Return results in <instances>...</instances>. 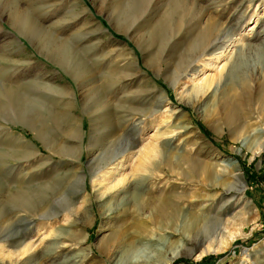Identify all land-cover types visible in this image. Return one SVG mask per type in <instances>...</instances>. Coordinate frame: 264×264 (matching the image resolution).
<instances>
[{
    "label": "rangeland",
    "instance_id": "obj_1",
    "mask_svg": "<svg viewBox=\"0 0 264 264\" xmlns=\"http://www.w3.org/2000/svg\"><path fill=\"white\" fill-rule=\"evenodd\" d=\"M262 97L264 0H0V264H264Z\"/></svg>",
    "mask_w": 264,
    "mask_h": 264
},
{
    "label": "bare ground",
    "instance_id": "obj_2",
    "mask_svg": "<svg viewBox=\"0 0 264 264\" xmlns=\"http://www.w3.org/2000/svg\"><path fill=\"white\" fill-rule=\"evenodd\" d=\"M21 16V15H20ZM25 18V17H24ZM15 20V19H14ZM17 20V19H16ZM18 21H22V19H18ZM99 24V23H98ZM20 25V24H19ZM22 25V24H21ZM104 30V29H102ZM206 34V32H205ZM237 38V37H236ZM219 39V40H218ZM216 40L220 41V38H216ZM222 42V41H221ZM210 46V45H209ZM209 50V49H207ZM134 60V64L137 65V61H135V59H132ZM193 63V62H192ZM189 66V65H187ZM138 67V66H136ZM192 75L193 74H196V72H193L191 73ZM192 77V76H191ZM232 78H235L236 80H238L237 78V75H233ZM239 81V80H238ZM208 85V84H207ZM261 99H264L263 97ZM225 100V99H224ZM226 101V100H225ZM222 107V106H221ZM80 134V133H79ZM118 139H116L117 141ZM115 143V141H114ZM154 145L153 146H145V147H142L141 149L138 150V153L141 155H144V158L145 156L147 155V153H154ZM152 155V154H151ZM150 155V156H151ZM152 157V156H151ZM234 176V182L231 183L230 185L226 186V188H224L225 190L224 191H227V192H231V188H237L238 189V192H239V195L242 197L244 195V188H245V183L242 179V176L240 175V173L236 172L233 174ZM80 176V175H79ZM81 179V176L79 177ZM83 180V179H82ZM81 180V181H82ZM83 183V181H82ZM224 185V184H223ZM223 188V187H222ZM65 191V190H64ZM236 193V192H235ZM237 194V193H236ZM225 195V193H224ZM228 197V196H227ZM235 198V197H234ZM157 203V204H156ZM149 204L151 206H154V207H158L162 204V201H160L159 199H156L154 196H151V198L149 197ZM152 207V209L154 208ZM161 209V207H160ZM162 210V209H161ZM177 210V208H173L172 209V217H175L174 213L175 211ZM162 212V211H161ZM178 213V212H176ZM161 214V213H160ZM214 220L212 219H209L207 217H204L203 219L197 221L196 223V227H195V230H194V233L191 237H188L186 239V241L183 243V244H176L174 246H170L168 247L167 251L163 254V259L160 260V258H153V255H145V256H148L147 257V260H149L148 264H171L175 258H177L178 256H181V255H191L194 253V250H199L197 256H203L209 252H212V251H216L217 250V247L215 248L212 244V241H210L208 244H204V243H200V242H196V239L194 237H196L197 233L202 230V229H205L209 226V223L213 222ZM15 223V222H14ZM13 224V222H12ZM12 224L10 226H8L6 229L7 230V233H1L0 232V235L1 236H5V237H11L12 235H15L14 233V230H13V233L9 232L11 230V227H12ZM15 225V224H14ZM15 227V226H14ZM6 232V231H5ZM0 236V237H1ZM59 236V235H58ZM1 239V238H0ZM2 241V240H1ZM72 240L71 239H66V240H62L61 242L62 243H65V245H67V243L71 242ZM3 242V241H2ZM63 245V246H65ZM66 247V246H65ZM142 257V256H141ZM143 259V257H142ZM159 260H160V263H159ZM163 260V261H162Z\"/></svg>",
    "mask_w": 264,
    "mask_h": 264
}]
</instances>
